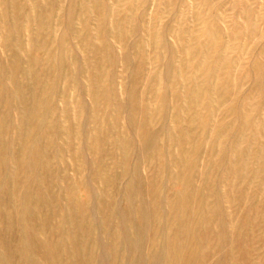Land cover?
I'll use <instances>...</instances> for the list:
<instances>
[{
	"label": "rangeland",
	"instance_id": "obj_1",
	"mask_svg": "<svg viewBox=\"0 0 264 264\" xmlns=\"http://www.w3.org/2000/svg\"><path fill=\"white\" fill-rule=\"evenodd\" d=\"M0 264H264V0H0Z\"/></svg>",
	"mask_w": 264,
	"mask_h": 264
}]
</instances>
